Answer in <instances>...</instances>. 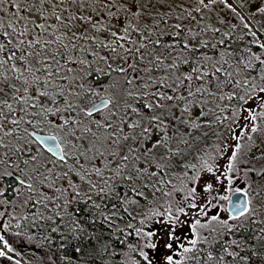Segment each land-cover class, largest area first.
<instances>
[{
    "label": "snow or ice",
    "instance_id": "6c2138e0",
    "mask_svg": "<svg viewBox=\"0 0 264 264\" xmlns=\"http://www.w3.org/2000/svg\"><path fill=\"white\" fill-rule=\"evenodd\" d=\"M3 262L264 264V0H0Z\"/></svg>",
    "mask_w": 264,
    "mask_h": 264
},
{
    "label": "flooded vegetation",
    "instance_id": "af4514ba",
    "mask_svg": "<svg viewBox=\"0 0 264 264\" xmlns=\"http://www.w3.org/2000/svg\"><path fill=\"white\" fill-rule=\"evenodd\" d=\"M29 257H30V253H26V254L24 255V260H28ZM3 264H7V262H3Z\"/></svg>",
    "mask_w": 264,
    "mask_h": 264
}]
</instances>
